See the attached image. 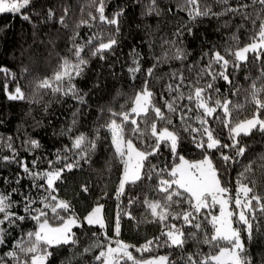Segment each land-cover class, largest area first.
Here are the masks:
<instances>
[{
    "label": "trees",
    "instance_id": "obj_1",
    "mask_svg": "<svg viewBox=\"0 0 264 264\" xmlns=\"http://www.w3.org/2000/svg\"><path fill=\"white\" fill-rule=\"evenodd\" d=\"M156 2L160 15L154 12L149 14L151 0H106L105 15L109 19L114 13L122 10V15L118 18L119 32L116 31V25L98 19L99 14L95 11L96 5L93 4V0H33V4L22 10L20 14H0V68L8 70L7 73L0 71V193L11 194V200L16 202L12 211L26 215L24 197L31 196L39 201V198L46 193L43 189L32 186L33 180L25 174L22 165L27 164L29 169L35 172H44L60 169L65 164L79 161L78 167L63 172L61 180L56 182L57 191L54 194L68 201L81 221L98 203L104 205L106 229L101 230L98 226L86 224L82 228H74L78 243L75 246L56 248L51 264H99L95 256L101 249H93L87 253L83 250L93 242L105 240L104 231L107 232L108 237L117 238L114 226L118 211H121L118 239L135 246L129 249L135 257L167 255L177 264H183L181 257L188 253L207 254L210 251L207 245L198 244L192 239L188 240L183 250L160 246L154 247L150 252L136 251V248L144 245L148 240L156 237H161V241L164 239L161 236L164 225L151 216L150 210L143 203L145 197L150 200L162 199L156 191L159 177L153 173L151 179L145 177L135 185L126 186L125 194L117 200L116 189L119 185L122 165L114 155L110 133L102 126L111 119L109 109L115 112L130 109L132 98L137 91L143 89L146 80L148 88L154 93L155 104L168 115L167 108L163 107L164 100L171 101L177 93H169L166 85L178 83L171 74L183 73L186 79L181 91L187 95L189 82L195 81L199 68L207 64L206 58L201 59L203 53L211 52L213 45L222 54L226 47L235 49L237 45L229 40L233 34L239 38V47L252 42L259 23L253 29L249 21L243 20L239 15L233 17L231 14L218 18L199 17L192 21L188 13L180 8L183 0H156ZM201 3L211 5L213 11L221 10V6L217 5L215 0H201ZM238 3H250V0H230L232 6ZM258 7L256 5L248 11L254 12ZM65 8L68 9L65 17L67 27L59 22ZM49 9L55 14L52 19L47 15ZM89 12L97 16V19L91 20ZM23 15H28L30 20L23 19ZM82 19L88 20L89 24L77 28V24ZM226 21L228 26L224 27ZM241 24L243 27H239ZM189 28L192 29V35L188 34ZM177 30L183 35L176 36ZM77 32L79 35L75 36L76 44H84L97 34L104 41L111 37H115L118 41L111 51L104 53L103 59L99 55L91 56L100 39L94 40L85 48L83 55L89 60V64L84 70V75L74 81L81 95L87 93L84 104L71 96L36 89L39 81L51 77L58 70L62 58H72L73 38ZM164 41H176L177 46L183 47L188 53L187 58L183 60L170 58L175 48H170ZM133 49L140 53L141 65V71L135 74L134 79L128 71L130 66H134L130 55ZM165 53L169 57L166 62H164ZM226 58L232 59L231 56ZM153 65L156 67L153 69V75L149 77L147 69ZM228 71L232 84L222 79L216 80L215 87L219 89V93H211L213 100L227 98L232 105L242 106L233 108L234 118H250L256 110L255 105L250 102L251 86L253 82L257 87L264 84V55L257 60L253 53H249L248 60L242 62L239 69L233 71L229 67ZM209 80L210 77H204L200 83L203 85ZM17 86L24 91L26 99H8V94L14 92ZM261 98L264 99V93H261ZM185 105L192 108V111L188 112L190 119L187 123L192 127H200L195 119L198 113L194 104L187 99L177 102V113L171 114L173 126L170 127L181 137L179 154L189 161L199 160L203 158V152L195 147L192 136L183 130L180 120L179 114L187 112ZM77 110H79L77 123L73 127V113ZM217 111L223 117L222 111L219 109ZM261 118H264V112ZM155 119L154 113L149 111L148 123ZM138 123L142 129L145 128L143 120L138 118ZM208 123L214 130V135L222 143H231L228 129L223 127L220 121L209 118ZM157 126L159 129L162 122L157 121ZM69 128L71 132L68 131ZM131 128V124L125 126L126 138ZM97 130L100 139L90 159H80L74 149L66 151L72 148V140L75 136L83 133L89 139H95ZM9 138L12 148L7 147ZM29 140L38 141L40 147L33 148L26 143ZM239 140L242 145L247 146V150L245 155L238 157L231 166L224 164L219 152L212 150L208 154L213 158L216 167L224 173L222 182L232 190L233 195L237 177L244 171L245 166L252 163L253 170L249 174V179L256 181V191L264 195V133L254 130L252 135L241 136ZM134 143L141 149L145 147V143L140 141L134 140ZM146 143H154V139L146 138ZM223 151L228 155H234V151L230 148ZM13 155L15 160L3 159L6 156L11 158ZM57 155L61 156L60 160H57ZM149 159L157 168L166 166L170 168L174 163L179 162L163 145L159 153ZM49 161L53 163L50 165ZM18 178L19 183H17ZM36 182L44 183L43 180ZM84 187L88 190L84 191ZM13 189L16 191L13 192ZM130 198H136V202L129 205ZM40 206L39 202L33 205L35 208ZM182 207L187 209L188 205L182 204ZM174 209L180 210L175 206ZM123 211L130 212L133 219L123 215ZM212 211L215 213V210ZM49 215L51 216V213ZM259 222L261 227L254 229L251 240H248L246 235L243 237L253 264H264V219ZM50 223L55 226L59 221L51 219ZM165 223L181 226L183 222L169 218ZM35 228V222L26 219L20 223L19 228L10 229L11 236L8 238L7 246H0V255L11 248L13 241L21 233L35 231ZM204 229L209 235L211 234V225L205 223ZM184 231L187 234L196 230L184 226ZM93 233L96 235L93 236ZM197 236L202 238L200 233H197ZM211 251L215 254L218 249Z\"/></svg>",
    "mask_w": 264,
    "mask_h": 264
},
{
    "label": "snow or ice",
    "instance_id": "obj_2",
    "mask_svg": "<svg viewBox=\"0 0 264 264\" xmlns=\"http://www.w3.org/2000/svg\"><path fill=\"white\" fill-rule=\"evenodd\" d=\"M217 5L221 6L220 11H213L212 6L202 4L201 0H183L180 5L181 10L188 13L189 19L195 21L199 17H222L231 14L233 17L239 15L243 20L249 21L253 29L259 23L258 31L252 37V42L239 47V38L236 34L229 37V40L235 42L237 47H226L224 54L212 46L211 52H204L201 59H207V64L199 68L197 79L189 82V92L187 95L181 91L184 85L185 77L183 73L173 72L172 77L178 81L175 84L166 85L169 93L175 92L177 95L172 100H164L163 107L167 108L166 115L161 107L154 102V93L148 88L147 80L143 89L137 91L132 98V107L127 111L115 112L109 109L111 119L106 125L111 135V144L114 148V155L122 165V173L119 185L116 189V198L120 199L125 194L126 186L135 185L143 178H152L155 173L158 179L156 191L162 199L150 200L145 197L143 203L150 210L151 216L164 225L161 237L148 240L144 245L136 248L137 252H150L154 247L167 246L169 248H179L183 250L189 239L197 241L198 244L207 245L210 249L209 253L201 252L188 253L182 256L183 264H253V259L245 246V235L248 240L253 238L254 229H259L261 224L259 221L264 219V195L256 191V181L249 179L252 172V163L245 166L243 172L239 174L236 180L235 194L232 190L222 182V173L215 165L213 158L208 154L215 150L220 153V159L226 166H231L237 161L238 157L245 155L247 146L240 143L239 137L250 136L253 131L264 133V118H261L264 112V99L261 93H264V84L257 87L253 82L250 92V102L255 105V112L251 118L236 119L233 117V108H240L241 105H232V102L225 98L223 100L216 98L213 100L211 93H219V89L215 87V81L222 79L232 84L230 79L229 67L233 71L240 68L242 62L248 60V54L253 53L255 59L259 60L264 55V0H250V3H238L235 6L230 4V0H215ZM33 4V0H0V14L12 13L20 14L22 10ZM96 5L95 11L99 14L100 21L116 25V31L119 32V16L122 10L113 14L109 19L105 15L106 0H93ZM258 5V9L249 12L248 9ZM155 13L160 15V9L156 0H151L149 5V14ZM68 9H64V15L60 16L59 22L62 26L67 27L65 17ZM48 18L52 19L54 12L48 10ZM91 20H96L97 16L91 12L88 13ZM25 20H30L28 15H23ZM89 24L88 20H81L77 24V28L81 25ZM228 26L226 21L224 27ZM239 27H243L241 24ZM188 34L192 35V29H188ZM75 33L73 38V47L71 49L72 58L64 57L58 67V70L51 77H46L39 81L36 85L37 91H51L53 94H61L63 96H71L78 100L81 104L86 103L85 96L81 95L80 89L74 81L84 75V70L89 64V60L83 55L85 48L90 46L94 40L100 39V36L94 35L90 37L84 44H76ZM176 36H182L183 33L177 30ZM169 44L170 48H175L172 59L183 60L187 58L188 53L183 47H179L176 41H164ZM118 41L115 37L109 38L107 41L100 39L99 44L91 52V56H100L104 58V53L111 51ZM132 63L134 66L128 68L133 79L135 74L141 71L140 53L133 49ZM231 56L232 59H227ZM165 53L164 62L168 59ZM153 67L147 69V75H153ZM219 69V70H217ZM0 71L7 73V69L0 68ZM204 77H210V80L203 85L200 81ZM26 95L21 87L17 86L15 91L8 94L10 100H24ZM187 99L194 104L198 113L195 117L200 127H192L187 123L188 112L192 111L191 107L185 105L187 112L179 114L182 121L183 130L192 136V142L197 149L203 152V158L199 160L189 161L183 155L179 154V146L181 137L179 133L172 130L173 126L171 114L177 113V102ZM211 101V103H210ZM123 105L121 108L123 109ZM221 110L223 117L218 114L217 110ZM151 111L155 115V120L148 123V113ZM73 113V127L77 123V115ZM138 118L143 120L145 128H141ZM209 118L220 121L223 127L228 129L230 144L222 143L221 140L214 135V130L209 126ZM119 121V122H118ZM157 121L162 122V126L158 129ZM131 124L130 134L126 138L125 126ZM71 132V128L68 129ZM195 133L196 135H192ZM147 139H154V143H146ZM100 139L99 130L95 139H89L85 134L81 133L72 140V148L66 151L76 150L80 159H90L91 154L97 147V141ZM8 148H12L10 142ZM134 140L145 143L143 149L137 147ZM33 148H39L40 144L36 140L26 141ZM169 149L171 155L178 163H174L170 168H157L152 165L150 157L159 153L161 146ZM232 149L234 155L226 154L223 149ZM67 157H64L66 159ZM4 160H15V155L3 157ZM61 156L57 155V160ZM35 163V162H34ZM53 162L49 161L51 165ZM146 164L148 165L146 167ZM79 161L73 164H65L63 168L53 169L44 172H35L29 169L27 164H23V170L26 175L32 178L33 187L43 189L46 195L39 198V201L31 196L24 197V213L19 215L12 211L15 206L11 200V194L0 193V246H7L8 238L11 236L10 229L19 228L20 223L26 219L35 222V231H27L21 233L16 238L11 248L0 255V264H51V258L55 253V249L61 246L72 245L78 243L74 228H82L85 226H98L101 230H105L107 225L103 214L104 205L97 204L81 221L71 204L60 199L54 193L57 191L56 182L61 180L65 170L71 171L73 167H78ZM167 177V178H165ZM43 180L44 183L36 181ZM19 183V178L17 179ZM251 185V186H250ZM87 191V187H84ZM16 190L13 189V192ZM37 202L41 205L39 208L33 207ZM136 198L129 199V205L134 204ZM187 204V209L182 207ZM179 208L180 210H175ZM218 206V214L213 213V209ZM119 207V206H118ZM51 213V216L49 215ZM71 213V214H68ZM123 215L133 219L128 211H123ZM169 218L174 220H182V225L165 223ZM51 219L58 220L57 225L50 223ZM120 219L121 211L117 212L114 232L116 239L107 236L104 231L105 240L93 242L84 248V252H90L93 249H101L99 254L95 256V260L99 264H177L176 261L170 259L167 255L156 256L150 259H137L130 251L131 246L118 239L120 235ZM19 222V223H18ZM211 225L212 232L209 235L204 229V224ZM184 226L195 229L189 233H185ZM197 233L202 235L198 238ZM96 234L93 233V236ZM113 244L115 246L113 247ZM211 249H218L213 254Z\"/></svg>",
    "mask_w": 264,
    "mask_h": 264
},
{
    "label": "rangeland",
    "instance_id": "obj_3",
    "mask_svg": "<svg viewBox=\"0 0 264 264\" xmlns=\"http://www.w3.org/2000/svg\"><path fill=\"white\" fill-rule=\"evenodd\" d=\"M251 43V42H250ZM243 47V46H242ZM131 107H132V105H131ZM130 107V108H131ZM251 118V117H250ZM110 140H111V135H110ZM121 173H122V169H121ZM120 177H121V174H120ZM213 210H215V213L214 214H218V211H219V209H218V206H217V208H215V209H213ZM115 246V244H113V247ZM134 256V255H133ZM156 256H162V255H155V256H148V257H145V258H138V257H136L137 259H150V258H152V257H156ZM135 257V256H134ZM128 264H131V262H128Z\"/></svg>",
    "mask_w": 264,
    "mask_h": 264
}]
</instances>
